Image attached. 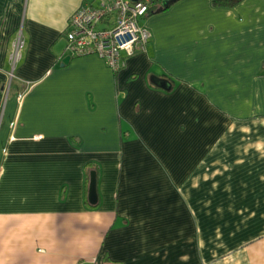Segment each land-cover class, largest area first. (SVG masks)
<instances>
[{
  "label": "crops",
  "instance_id": "1",
  "mask_svg": "<svg viewBox=\"0 0 264 264\" xmlns=\"http://www.w3.org/2000/svg\"><path fill=\"white\" fill-rule=\"evenodd\" d=\"M99 2L0 0V264H264V0L147 15L118 71L67 49Z\"/></svg>",
  "mask_w": 264,
  "mask_h": 264
},
{
  "label": "built area",
  "instance_id": "2",
  "mask_svg": "<svg viewBox=\"0 0 264 264\" xmlns=\"http://www.w3.org/2000/svg\"><path fill=\"white\" fill-rule=\"evenodd\" d=\"M102 1L101 9L83 5L72 15L66 32L67 49L72 57L97 55L109 68L118 71L152 37L149 27L142 23L150 0ZM24 43L20 32L12 44L10 59L14 68L22 59Z\"/></svg>",
  "mask_w": 264,
  "mask_h": 264
},
{
  "label": "water",
  "instance_id": "3",
  "mask_svg": "<svg viewBox=\"0 0 264 264\" xmlns=\"http://www.w3.org/2000/svg\"><path fill=\"white\" fill-rule=\"evenodd\" d=\"M135 1H139V0H135ZM178 1L179 0H163L161 8H159L157 12H161L164 8L169 7L170 5ZM69 59L70 57L66 58L64 60L65 63H67ZM154 80L159 86H161L166 90L171 89L173 86L172 82L168 79L154 78ZM97 184H98L97 171L93 169L90 172V183H89V192H88V199L92 205H96L99 201Z\"/></svg>",
  "mask_w": 264,
  "mask_h": 264
},
{
  "label": "trees",
  "instance_id": "4",
  "mask_svg": "<svg viewBox=\"0 0 264 264\" xmlns=\"http://www.w3.org/2000/svg\"><path fill=\"white\" fill-rule=\"evenodd\" d=\"M162 1L163 0H150V7H149V10H148L147 15H153V14L157 13V10L159 8H161V6H162ZM213 1H214V4L215 5H228V6H233V5H236L237 3H239L242 0H213ZM172 5H170L169 7H171ZM169 7L164 8L162 11L167 10Z\"/></svg>",
  "mask_w": 264,
  "mask_h": 264
},
{
  "label": "rangeland",
  "instance_id": "5",
  "mask_svg": "<svg viewBox=\"0 0 264 264\" xmlns=\"http://www.w3.org/2000/svg\"><path fill=\"white\" fill-rule=\"evenodd\" d=\"M18 36H19V34H18ZM18 36H17V37H18ZM192 168H193V162H192L191 160H188V161L185 163L184 168H183V170L181 171V173L184 175L185 172L190 171ZM180 227H181V226H180ZM183 228L191 229V228H193V226H192V227H191L190 225H189V226H183ZM103 238H104V237H102V239H103Z\"/></svg>",
  "mask_w": 264,
  "mask_h": 264
},
{
  "label": "bare ground",
  "instance_id": "6",
  "mask_svg": "<svg viewBox=\"0 0 264 264\" xmlns=\"http://www.w3.org/2000/svg\"><path fill=\"white\" fill-rule=\"evenodd\" d=\"M133 1H135V0H133ZM103 1L102 0H100V2L98 3V4H93V6L92 7H94L95 9H101V7L103 6ZM88 5V3H86V4H84V6H87ZM77 13V11L76 12H74V14H76ZM147 16V14L143 17V18H145ZM70 22V21H69ZM69 22H68V25H69ZM22 33V32H21ZM22 35H23V33H22Z\"/></svg>",
  "mask_w": 264,
  "mask_h": 264
}]
</instances>
